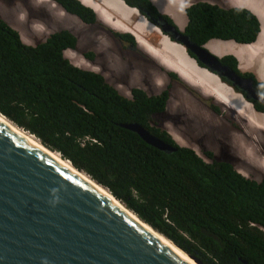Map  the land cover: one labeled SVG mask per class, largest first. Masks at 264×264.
Returning <instances> with one entry per match:
<instances>
[{"label": "trees", "instance_id": "1", "mask_svg": "<svg viewBox=\"0 0 264 264\" xmlns=\"http://www.w3.org/2000/svg\"><path fill=\"white\" fill-rule=\"evenodd\" d=\"M55 1L86 23L98 20L81 0ZM124 1L159 13L151 0ZM186 13L187 31L199 44L211 38L252 43L261 30L247 8L198 1ZM77 43L74 33L62 29L27 44L0 17V112L204 264H264V178L246 177L228 161L208 162L176 144L150 122L152 113L164 110L168 92L132 88L131 97L121 94L104 75L66 56ZM222 61L240 72L234 55ZM241 74L264 95V82ZM127 123L148 127L176 151L152 146Z\"/></svg>", "mask_w": 264, "mask_h": 264}, {"label": "water", "instance_id": "2", "mask_svg": "<svg viewBox=\"0 0 264 264\" xmlns=\"http://www.w3.org/2000/svg\"><path fill=\"white\" fill-rule=\"evenodd\" d=\"M165 28L200 64L264 106L251 78L174 26ZM124 127L162 151L177 149L139 123ZM0 264L190 263L96 186L0 121Z\"/></svg>", "mask_w": 264, "mask_h": 264}, {"label": "rangeland", "instance_id": "3", "mask_svg": "<svg viewBox=\"0 0 264 264\" xmlns=\"http://www.w3.org/2000/svg\"><path fill=\"white\" fill-rule=\"evenodd\" d=\"M93 1L98 5L103 3L102 0ZM152 1L161 9L162 14H170L177 19L179 18L177 24L183 28L186 24L183 2L186 5L198 0ZM209 1L218 4L222 2L221 0ZM232 4L234 3L232 2ZM128 11L131 13V17L125 20L111 9L109 10L108 7L102 6L101 11L97 12L98 20L93 24H87L78 16L65 12L50 0H0V17L17 29L25 42L39 43L46 40L52 32L68 29L78 38L77 47L66 51L67 56L75 65L103 74L108 82L113 83L118 88L123 87L120 89L122 94L129 95L131 88L135 86L128 81V76L134 78L138 86L144 88L148 93L155 94L170 85V76H165L163 72L155 70L154 66H158V62L155 63L154 57L149 56L148 53H143L142 50L143 47L146 50H151L146 46L150 44L145 42L152 34L158 38L165 35L166 39L173 40L158 25L145 18L138 9H128ZM132 31L138 41V49L142 55L132 53L133 50L124 49L114 34ZM163 40L165 38L160 41ZM213 41H218V39H213ZM212 44L213 42L208 44V48L218 56L229 52V47H215L217 50L215 51ZM158 48L162 49L160 44ZM151 52L155 54V57H160L169 70L176 71L165 60L167 59L166 55L156 54L153 50ZM198 66L204 69V67ZM115 68L121 74L116 72ZM178 75L182 77V82L181 85L170 86L171 100L163 115L165 121L161 126L165 128L168 126L180 145H188L197 149L205 159L208 157L206 151H212L214 160L233 161L232 163L242 173L246 172L248 176L250 175L255 179L262 178L264 176V156L262 155L264 152V113L255 110L252 103L247 101L241 93L236 92V94L227 85L226 88L228 87L227 89L230 91L231 99L224 102L217 93L204 89L181 73ZM158 81L164 82L158 86H152ZM220 82L222 83L221 80ZM182 83H186L188 89L183 87ZM194 91L200 93L207 91L206 94L213 97L215 101H221L234 109L236 118L230 111H225L223 115L218 114L214 106L224 111L221 106L209 105L198 100L193 93ZM241 100L243 103L240 102ZM241 104L246 105L244 110H241L243 107ZM256 117L257 120L255 121ZM238 123L242 126L244 133L234 131L227 134L225 132V127L236 129ZM247 135L253 136L254 139L247 137ZM246 159L252 163L258 161L259 169H255L248 163H240ZM207 160L212 159L207 158Z\"/></svg>", "mask_w": 264, "mask_h": 264}, {"label": "bare ground", "instance_id": "4", "mask_svg": "<svg viewBox=\"0 0 264 264\" xmlns=\"http://www.w3.org/2000/svg\"><path fill=\"white\" fill-rule=\"evenodd\" d=\"M82 1L85 4L91 6L93 9H95L96 12L101 11L102 6H105V7H108L109 10L111 9L113 12L120 15L125 20H128L131 17V13L126 9L125 6L122 5V2H120V0H102L103 1V3L101 4L102 6L98 5L93 0H82ZM106 13L107 12L105 11V14ZM145 43L150 44V45H146ZM145 43H143V44L148 46L151 50L155 51L156 54L162 53V54L166 55L167 59H165V60L168 61V63L171 65V67L176 69L179 73L184 75L186 78L197 83L199 86L204 87V89H207V90H210L212 92L217 93L219 97L223 98L224 102H227L228 99H231L229 96L230 91L227 89L228 87L226 88L225 84L220 82L221 79L219 80V78L217 77L216 74H212L208 70L200 68L196 64L194 59L190 58L187 55V53L185 52L184 49H182V48H180L174 44L169 43L167 40L160 41V38H158L155 34H152ZM159 44L162 47V49L158 48ZM214 49H215V46H214ZM215 51H217V50L215 49ZM218 52H216V53H218ZM233 97H235V96L233 95ZM235 101H237V100H235ZM240 102L243 103L242 100ZM236 105H238V104H236ZM241 106H243L241 110H244L246 108L245 104L244 105L241 104ZM241 106H240V108H241ZM248 108H249V105H248ZM253 112H255V111H253ZM256 120H257V117L255 118V121ZM0 121H2L7 126H9L14 132H16L20 136L24 137L32 145L36 146L37 148H39L42 151H44L45 153H47L55 161L63 164L66 168L70 169L73 173H75L79 177L83 178L88 183L96 186L101 192H103L105 194V196L107 198H109L118 207H120L122 210H124L127 214H129L136 221H138L142 226H144L149 231H151L159 239H161L163 242H165L168 246H170L179 255L184 257L190 264H200L199 261L196 258L192 257L191 254L187 253L181 247L176 245L172 240L168 239L166 236H164L163 234H161L158 231H156L155 229H153L149 224H147L146 222L141 220L136 214H134L124 204H122L119 200H117L108 190H106L105 188H102L101 186L96 185L94 183V180H92L88 175H86L85 173L75 169L71 165L70 161H66L65 159H63L61 157L60 154L47 149L44 145H42L39 142V140L34 135L28 133L27 131H25L19 127H17L11 121H9L5 116H3L2 114H0Z\"/></svg>", "mask_w": 264, "mask_h": 264}, {"label": "clouds", "instance_id": "5", "mask_svg": "<svg viewBox=\"0 0 264 264\" xmlns=\"http://www.w3.org/2000/svg\"><path fill=\"white\" fill-rule=\"evenodd\" d=\"M50 1H52L56 6H59L60 8H62V10H64L65 12H68L67 10H65L58 2H56L55 0H50ZM82 1V0H81ZM152 1V0H151ZM198 1H206V2H209V3H213V4H218V3H215V2H211V1H209V0H198ZM198 1H194V2H191V3H189V4H184V2H183V5H184V11H185V14H186V24L184 25V27L183 28H180L179 27V25L177 26V25H175L174 27L178 30V31H180V32H182L183 34H185V35H187V36H189L190 37V39L193 41V42H195L192 38H191V35L188 33V31H187V25H188V16H187V13H186V9L188 8V7H190L191 5H193V4H195L196 2H198ZM222 1V0H221ZM83 2V1H82ZM120 2H122V5H124L125 7H127V8H129V9H138L139 11H140V13L142 14V15H144V17L145 18H148L150 21H152L153 22V19L150 17V16H152V15H154V16H156V17H158V14H162L161 13V9L160 8H158L155 4H154V2H153V4L156 6V8L158 9V11H159V13L158 14H155V12H154V14L153 13H151L150 11H147V10H144V11H141L139 8H136V7H132V6H130V5H128L124 0H120ZM84 3V2H83ZM85 4V3H84ZM85 5H87V4H85ZM218 5H220L221 7H226V8H228V7H240V6H228V4L227 3H225V2H221V4H218ZM87 6H89V5H87ZM89 7H91V6H89ZM92 8V7H91ZM240 8H247V7H240ZM247 9H249V8H247ZM250 11H252L251 9H249ZM95 11V10H94ZM96 12V11H95ZM253 12V11H252ZM97 13V12H96ZM254 13V12H253ZM257 17H258V15L256 14V13H254ZM162 15H164L165 17H167V16H171V17H173V19H174V21L177 23L178 21H179V18L177 19L175 16H173V15H170V14H162ZM167 15V16H166ZM168 18V17H167ZM98 19V18H97ZM162 19V18H161ZM161 19L158 17L157 19H156V22L158 23V26L162 29V31L163 32H165V34L167 35V36H169V37H171V39L173 40V42H175V43H178V44H180V45H182L183 47H184V49H185V46L181 43V42H179V41H177V40H175L172 36H171V34L170 33H173V31L172 30H165L166 28V26H169L170 24H168L167 22H165L164 21V23H161ZM258 19H259V17H258ZM6 21V20H5ZM83 21V20H82ZM259 21H260V19H259ZM7 22V21H6ZM84 22V21H83ZM8 23V22H7ZM86 23V22H85ZM95 23V22H94ZM154 23V22H153ZM260 23H261V21H260ZM9 24V23H8ZM87 24H93V23H87ZM10 25V24H9ZM261 26H262V24H261ZM13 27V26H12ZM14 28V27H13ZM16 29V28H15ZM17 30V29H16ZM18 31V30H17ZM58 31V30H57ZM133 32V31H132ZM132 32H124V33H121V34H125V33H128V34H130V35H132V36H134L135 37V34H134V32L132 33ZM260 32H261V30H260ZM260 32H259V34H258V36H257V39H258V37H259V35H260ZM20 33V32H19ZM53 33V32H52ZM51 33V34H52ZM120 34V33H119ZM20 35H21V33H20ZM23 36V35H22ZM163 37H166L165 35H161L159 38H160V40H162V38ZM22 38V37H21ZM48 38V37H47ZM46 38V39H47ZM135 39H136V37H135ZM213 39H218V41H234L235 43H237V44H250V43H240V42H237V41H235V40H233V39H220V38H211V39H209L206 43H204V44H200V45H204L207 49H209L208 48V44L210 45V43L213 41ZM256 39V40H257ZM23 40V39H22ZM255 40V41H256ZM24 41V40H23ZM45 41V40H44ZM254 41V42H255ZM25 42V41H24ZM138 42V41H137ZM137 42H136V44H137ZM25 43H27V44H30V42H25ZM195 43H197V42H195ZM253 43V42H252ZM31 44H33V43H31ZM36 44V43H35ZM197 44H199V43H197ZM69 50V49H68ZM71 50V49H70ZM210 50V49H209ZM67 51V50H66ZM152 55H154L155 56V54H153L152 52H151V50H148ZM185 51H186V49H185ZM211 51V50H210ZM212 52V51H211ZM186 53H187V55L190 57V58H192V59H194V61L198 64V65H200V66H202V67H204V65H202V64H200L199 63V61H197L193 56H191L187 51H186ZM213 54H215L214 52H212ZM216 56H218L217 54H215ZM226 55H233V54H226ZM226 55H221V56H218L219 58H221V60H223V57L224 56H226ZM66 56H67V54H66ZM235 56V55H234ZM68 57V56H67ZM156 57H158V56H156ZM236 57V56H235ZM69 58V57H68ZM158 58H160V57H158ZM237 58V57H236ZM70 59V58H69ZM71 60V59H70ZM160 60L162 61V63L166 66V68H167V71H171V72H173L176 76H177V78H173V77H171L170 76V78H169V80H170V85H168V86H166L165 88H163L160 92H157V93H155V94H150V93H148L144 88H142V87H140V86H138V85H135V86H133L132 88H139V89H143V90H145L148 94H150V95H159V94H161V93H163L164 91H167L168 92V98H167V101H166V105H165V108H166V110H167V106H168V104L170 103V100H171V91H170V86H175V85H181V84H178V83H175L174 81L175 80H178V81H180V82H182V77H180L178 74H180L177 70L175 71V70H169L168 69V67H167V65L164 63V61L160 58ZM238 60V59H237ZM72 61V60H71ZM226 64V63H225ZM228 65V64H227ZM230 66V65H229ZM231 67V66H230ZM82 68V67H81ZM204 69H206V70H208L210 73H212V74H216L217 75V77H219L220 79H221V81H222V83L223 84H225V86L227 85L229 88H231V89H233V91L236 93V92H239V93H241L242 95H243V97H245V99L247 100V101H249L250 103H252V105L254 106V108H255V110H257V111H259V112H263L264 111V109L261 111V110H258L256 107H255V104H260V105H262L261 103H259L258 101H254L253 99H250V98H247V96L245 95V93H243L242 91H240L238 88H236V87H234L229 81H227L224 77H220L217 73H214V72H211L208 68H206V67H204ZM234 69V68H233ZM238 69H239V60H238ZM235 71H237L236 69H234ZM175 71V72H174ZM239 71L240 72H238L240 75H242V76H244V77H248V78H251L252 80H253V82H254V85H255V87H256V89H257V91H258V93H259V90H258V88H257V86H256V84H255V81H254V79L252 78V77H249V76H245V75H243V74H241V73H252V72H243V71H241L240 69H239ZM254 74V73H253ZM103 75V74H102ZM165 76H169V75H165ZM254 76L256 77V75L254 74ZM106 78V77H105ZM257 78V77H256ZM107 80V79H106ZM257 80L258 81H260V82H264V81H262V80H259L258 78H257ZM108 81V80H107ZM164 82V81H163ZM163 82H157L156 84H155V86H158V84H160V83H163ZM110 83V82H109ZM111 85H113L115 88H117L118 90H119V92L121 91L120 89L121 88H123V87H117L116 85H114L113 83H110ZM132 88H131V90H132ZM122 92V91H121ZM120 92V93H121ZM197 92V91H196ZM199 95H201L204 99H212V102H213V104H217V105H222V106H224L225 108H227V109H229V110H231V111H233V112H235L236 113V111L234 110V109H232V108H230V107H228L225 103H223V102H221V101H215L214 99H213V97H211L209 94L207 95L206 93H208L207 91H205V92H203V93H200V92H197ZM122 94V93H121ZM237 94V93H236ZM260 94V93H259ZM123 95H125V96H127V97H131V91L129 92V95H127V94H124L123 93ZM262 95V94H261ZM264 96V95H263ZM263 106V105H262ZM264 107V106H263ZM165 108H164V110H162V111H158V112H154V113H152V115H151V120H150V122H151V125L152 126H154V127H158V128H160L156 123H158L157 122V120L160 118V116H161V114H163V113H165L166 112V110H165ZM163 112V113H162ZM157 113H161V114H158L157 115ZM152 120H155L156 122L155 123H153L152 122ZM140 124V123H139ZM142 125V124H141ZM142 126H144V125H142ZM145 128H147L148 130H150L148 127H146V126H144ZM161 129V128H160ZM151 131V130H150ZM152 132V131H151ZM153 133V132H152ZM172 136H173V134L171 133V132H169ZM154 134V133H153ZM156 135V134H155ZM35 136V135H34ZM158 136V135H157ZM247 137H249V138H253V136H251V135H247ZM161 138V137H160ZM173 138H174V140H175V142H176V144H178V145H180L178 142H177V140L175 139V137L173 136ZM254 139V138H253ZM165 141V140H164ZM167 142V141H166ZM168 143H170V142H168ZM170 144H172V143H170ZM172 145H174V144H172ZM175 146V145H174ZM182 146V145H181ZM176 147V146H175ZM187 147H190V146H188L187 145ZM177 148V147H176ZM191 148H193V147H191ZM264 148V147H263ZM263 148H262V150H263ZM194 149V148H193ZM198 154H199V156H201L200 155V153L198 152V150L197 149H194ZM56 152V151H55ZM256 152H257V150H256ZM258 153V152H257ZM259 154V153H258ZM207 155V154H206ZM259 155H261V154H259ZM263 156H264V152H263V154H262ZM208 157L207 158H209V159H212V160H207V158L205 159L204 157H202L203 159H205L206 161H208V162H211V161H219V160H214L213 158H212V156L211 155H207ZM67 161H70V160H68V159H66ZM247 160V159H246ZM228 162H230L231 163V161H228ZM247 162H248V164H250L252 167H254L255 169H259V166H258V164H259V162L257 161V163H252L251 161H249V160H247ZM70 163H71V161H70ZM72 164V163H71ZM233 165H234V167L237 169V167L235 166V164L234 163H232ZM73 165V164H72ZM77 169V168H76ZM239 172H241V170L240 169H237ZM80 171V170H79ZM82 172V171H81ZM242 173V172H241ZM246 173V172H245ZM245 173H242L244 176H246V177H249V178H252V177H250V175L248 176V174L246 175ZM88 175V174H87ZM91 178V177H90ZM264 178V176L262 177V178H260V179H255V178H252V179H255V180H258V181H260V180H262ZM105 188V187H104ZM106 189V188H105ZM112 194V193H111ZM113 195V194H112ZM114 196V195H113ZM115 197V196H114ZM116 198V197H115ZM117 199V198H116ZM117 200H119V199H117ZM120 201V200H119ZM121 202V201H120ZM122 203V202H121ZM123 204V203H122ZM129 209V208H128ZM133 212V211H132ZM134 213V212H133ZM135 214V213H134ZM137 215V214H136ZM148 224V223H147ZM153 228V227H152ZM154 229V228H153ZM160 233V232H159ZM165 236V235H164ZM174 242V241H173ZM176 244V243H175Z\"/></svg>", "mask_w": 264, "mask_h": 264}, {"label": "crops", "instance_id": "6", "mask_svg": "<svg viewBox=\"0 0 264 264\" xmlns=\"http://www.w3.org/2000/svg\"><path fill=\"white\" fill-rule=\"evenodd\" d=\"M222 1L227 3L228 6H240L251 9L261 21V32L258 39L250 44H237L234 41H212V45L215 47H229V52L224 55H235L239 60V69L241 71L252 72L259 80L264 81V0ZM126 9L128 10L129 8L126 7Z\"/></svg>", "mask_w": 264, "mask_h": 264}, {"label": "flooded vegetation", "instance_id": "7", "mask_svg": "<svg viewBox=\"0 0 264 264\" xmlns=\"http://www.w3.org/2000/svg\"><path fill=\"white\" fill-rule=\"evenodd\" d=\"M166 16H167V15H166ZM150 17L153 19V22H154L156 25H158V23L156 22V19H157L158 17H159L160 19L162 18V19H161V23H164V21H165V22H167L168 24H170L171 26H175V25H177V23L174 21L173 17H171V16H167V17H168V18H167V17H165V16L162 15V14H158V17H156V16H154V15H152V16H150ZM177 26H178V25H177ZM114 34L117 36V39L122 43V47H123L124 49H126V50H128V51L133 50L132 53H136V54L142 55V54L140 53V50L138 49V45L136 44L137 40L135 39L134 36H132V35H130V34H128V33H125V34L114 33ZM163 38H165V40H167L169 43L174 44V45H176V46H178V47L184 49L182 45H180V44H178V43H175V42H173V41H170V40L166 39V37H163ZM184 50H185V49H184ZM142 52H143V53H148L149 56L154 57V58H153V59H154L153 61H154L155 63L158 62L159 65H158V66H154V69H155V70L163 72L164 75H169V76H171V77H173V78H177V76H176L173 72H171V71H167L166 66L162 63V61L160 60V58L155 57V56H153L152 54H150L148 50L144 49V47H143ZM185 52H186V51H185ZM115 71L118 72V71H117V68H115ZM118 73H120V72H118ZM120 74H121V73H120ZM126 77H127V76H126ZM127 78H128V81H129L132 85H138V83L136 82V80H135L134 78L129 77V76H128ZM158 82H160V81H158ZM174 82H175V83H178V84H181V82L178 81V80H175ZM155 83H156V82H155ZM182 85H183V87H186V88L188 89V85H187L186 83H182ZM152 86H155V84H153ZM121 87H122V86H121ZM193 93H194L195 97H196L198 100H200V101H204V102H206V103L209 104V105H212V104H213L212 99H204V98H203L201 95H199L196 91H194ZM219 106H221V107L224 109V111L220 110L219 107L214 106V109H215V111H216L218 114L223 115L225 111H230V112L232 113V115L236 118V116H235V112H233V111H231V110L225 108V107L222 106V105H219ZM165 110H166V108H165ZM163 115H164V113L161 114L160 118L157 120L158 124H160L159 127H160L161 129H164V130H167L168 132H170V130L168 129V126H166L167 128L161 126V125H163V123H164V121H165V117H164ZM152 122L155 123L156 121H155V120H152ZM234 131H240V132H243V130H242V126L239 125V123H238V126H237L236 129L226 128V127H225V132H226L227 134H230V133H232V132H234ZM243 133H244V132H243ZM252 142H253V141H252ZM253 145H254V144H253ZM213 150H215V149L213 148ZM206 154H207V155H211V156L213 157V152H212V151H206ZM232 162H233V161H231V163H232ZM240 163H248V162H247V160H246V161H241Z\"/></svg>", "mask_w": 264, "mask_h": 264}]
</instances>
